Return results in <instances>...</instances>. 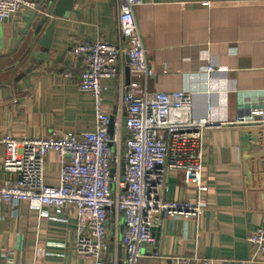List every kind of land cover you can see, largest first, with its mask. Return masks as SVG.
Wrapping results in <instances>:
<instances>
[{
  "label": "crops",
  "instance_id": "1",
  "mask_svg": "<svg viewBox=\"0 0 264 264\" xmlns=\"http://www.w3.org/2000/svg\"><path fill=\"white\" fill-rule=\"evenodd\" d=\"M33 1L38 10L0 22V137L93 132L95 99L81 89L82 61L72 48L77 40L120 42L117 0H77L70 18L57 19L49 58L26 73L32 64L26 53L50 0ZM135 16L155 74L146 78L127 67L123 79L104 82L105 109L121 126L122 149L123 96L132 90L137 95L191 92L194 117L224 124L203 134L207 190L200 193L187 187L181 174L168 172V191L162 194L168 201L193 204L202 198L206 208L198 219L165 217L154 229L155 243L143 246L142 264H172L175 257L194 254L215 264H264V253L249 241L264 228V127L234 124L264 107V0H154L138 6ZM209 66L219 71L210 74ZM5 158L0 145V184L16 179L4 171ZM61 169L60 156L50 153L46 182L59 184ZM76 213L72 205L57 209L0 203V264L7 254L12 264H95L78 256ZM109 229L108 262L126 264L124 221Z\"/></svg>",
  "mask_w": 264,
  "mask_h": 264
},
{
  "label": "built area",
  "instance_id": "2",
  "mask_svg": "<svg viewBox=\"0 0 264 264\" xmlns=\"http://www.w3.org/2000/svg\"><path fill=\"white\" fill-rule=\"evenodd\" d=\"M154 0H117L120 42L77 40L72 55L82 61L80 86L94 96L96 130L93 132L53 133L46 138L18 140L11 134L0 137L6 150L3 169L16 179L0 184V203L18 207L29 202L39 208H76L78 237L76 249L82 259L95 264H110V225L124 221L121 246L126 264H142L143 246L155 243L154 229L165 217L198 219L206 203L168 201V172L183 176L187 187L200 193L203 183L202 140L204 132L221 127L210 117H194L191 92H148L134 90L123 96L127 112L128 138L122 143V130L106 111L104 82L123 79L129 67L146 78L155 73L149 65L147 51L135 16V9ZM38 10L33 0H0V22L28 10ZM126 42V45L124 43ZM219 69L209 66L208 72ZM136 86V85H135ZM211 94V93H210ZM208 111L211 113V95ZM240 126H263L264 107H257L238 118ZM113 144L118 148L114 150ZM60 156L62 169L59 184L46 182L47 156ZM256 252L264 253V228L249 237ZM5 264L12 256L5 255ZM172 264H215V260L194 254L175 257Z\"/></svg>",
  "mask_w": 264,
  "mask_h": 264
},
{
  "label": "water",
  "instance_id": "3",
  "mask_svg": "<svg viewBox=\"0 0 264 264\" xmlns=\"http://www.w3.org/2000/svg\"><path fill=\"white\" fill-rule=\"evenodd\" d=\"M77 0H50L49 7L43 13V17L40 19V22L33 34V41L30 44L26 57H32L31 67L27 70L26 73L36 67V62L43 63V61L49 58V52L52 48V42L55 34L56 23L58 18L68 19L70 18L74 6ZM47 11H52L50 15ZM51 16H54L53 20ZM45 29L44 34H42ZM114 126V119L112 118V123L110 126V131L112 133ZM123 135L124 139L128 138V129H127V118L124 120L123 124Z\"/></svg>",
  "mask_w": 264,
  "mask_h": 264
}]
</instances>
